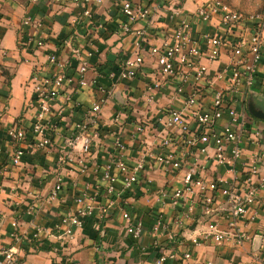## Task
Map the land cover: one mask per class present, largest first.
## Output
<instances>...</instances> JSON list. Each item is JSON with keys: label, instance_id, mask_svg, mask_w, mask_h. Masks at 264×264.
<instances>
[{"label": "built area", "instance_id": "built-area-1", "mask_svg": "<svg viewBox=\"0 0 264 264\" xmlns=\"http://www.w3.org/2000/svg\"><path fill=\"white\" fill-rule=\"evenodd\" d=\"M52 1L80 6L82 16L88 20L94 18L91 4L102 3V0ZM185 1L114 0L119 19L115 33L130 36L132 42L131 50L117 60L108 77L115 83L141 74L146 80L136 99L128 97L104 122V128L100 127L99 102L86 108L80 120H70L78 104L67 83L75 80L84 85L88 69L79 48H72L67 59L50 53L46 64L34 65L30 77L31 124H13L6 129L13 145L11 164H21L23 155L29 151L59 153L51 170L53 185L42 198L47 203L57 201L67 163L78 166L72 179L74 187L77 176L86 174L90 167L98 176V184L94 186L85 182L73 198L77 206L61 217L60 225L64 227L58 235L61 241L71 238L73 229L82 228L87 219L94 217L98 223L104 215L116 210L121 214L126 233L139 240L144 226L141 220L132 218L126 207L131 198L138 196H144L147 204L154 201L162 208L155 214L150 233L154 243L168 241L165 247L171 248H161L155 264H164L169 258L188 260L193 249L205 243H229L237 248L256 237L264 239V221L258 231H250L251 225L261 219L259 208L264 207L263 129L253 126L237 107V101L251 89L259 72L264 82V12L243 14L220 0H201L188 12L183 8ZM154 13L172 27L167 26L160 38L150 27L138 26L141 22L149 25ZM214 19L218 20L222 33L204 30L199 38L193 35L194 25H206ZM32 22L27 16L22 24ZM35 25L41 26L37 21ZM35 46L43 47L44 41L37 39ZM225 48L230 52L231 67L212 71L210 64L220 59ZM146 57L149 72L144 70ZM72 60L79 63L75 79L64 71ZM157 94L166 100L165 106H157ZM66 106H70L69 121L63 111ZM100 134L112 139V155L102 163L93 157L101 147L97 142ZM127 135L139 145L137 154L129 161L125 156ZM55 136L62 138L59 146L53 142ZM245 143L263 147L252 153L251 166L246 164ZM155 171L169 176L170 181L177 178L180 185L170 184L152 192L149 184L154 181ZM99 183L104 184L102 190ZM219 196L225 203L220 209ZM99 197L105 202H98ZM198 203L202 217L189 230L184 222L194 214ZM165 208L172 211L168 218ZM217 210L222 212L223 219L216 215ZM177 247L184 250L176 252ZM18 260L12 249L0 252V264H17Z\"/></svg>", "mask_w": 264, "mask_h": 264}, {"label": "crops", "instance_id": "crops-1", "mask_svg": "<svg viewBox=\"0 0 264 264\" xmlns=\"http://www.w3.org/2000/svg\"><path fill=\"white\" fill-rule=\"evenodd\" d=\"M200 1L186 0L183 8L188 12L193 11ZM115 9L114 0L92 3L90 10L94 18L88 20L82 16L80 6L60 5L52 0H38L34 3L31 0H0V252L6 249L15 251L19 258L17 264H155L161 248H171L165 247L168 241L154 243L150 230L155 214L162 211V208L154 201L147 204L144 196L131 198L126 205L132 218L141 220L144 226L139 240H134L126 233L121 214L116 210L104 215L98 223L94 217L87 219L82 228L73 229L71 238L61 241L58 238L64 229L60 225L61 217L69 208L77 206L73 201L74 196L85 182H90L92 186L98 184V176L93 172V167L86 174L77 176V186L74 187L72 179L78 166L74 162L67 163L58 199L47 203L42 198L53 185L54 175L51 170L59 153L38 149L26 152L19 165L14 166L10 162L13 145L6 135V129L13 124H31L33 93L30 77L35 64H46L48 54L56 53L61 59H67L71 49L77 47L86 56V83L78 85L75 80L67 83V88L73 91L74 100L78 104L70 120H80L86 108L99 102L102 105L100 127L104 128V122L111 118L113 111L128 97L136 99L145 77L139 74L135 79L115 83L108 77L117 60L131 50L132 42L130 36L120 37L115 33L119 20ZM27 16L34 22L23 25ZM151 18L149 25L141 22L138 26L150 27V31L160 38L169 23L156 13ZM35 21L40 22L41 26L37 27ZM97 24L102 27L98 28ZM193 29L196 38L204 30L210 34L223 31L217 19L206 25H194ZM39 38L44 41V46L36 48L35 41ZM231 63L230 52L225 48L220 59L210 64V68L212 71L230 68ZM78 64L72 60L64 71L75 79ZM144 70L150 71L148 57ZM157 100V106H165L166 100L160 94H157ZM237 107L249 117L253 126L263 129L264 134V82L260 72L251 89L237 101ZM69 108L66 106L63 109L68 121ZM124 141L125 156L129 161L130 157L133 159L137 154L139 145L128 135ZM53 142L59 146L62 138L55 136ZM97 142L101 147L93 153V157L100 163L109 160L112 155V139L100 134ZM243 146L246 164L251 166L252 153L263 147L257 148L247 143ZM152 175L154 181L149 184L152 192L156 193L170 184L180 185L177 178L170 181L169 176L156 171ZM100 185L102 190L104 184ZM98 200L100 203L105 202L104 198L99 197ZM218 202L221 206L218 209L225 205L221 196ZM163 211L166 218L172 213L169 208ZM200 211L201 205L198 203L194 214L185 219L184 226L189 230L202 217ZM259 212L261 219L258 224L251 225L252 233L258 231L264 221V207H260ZM216 215L223 219L220 210L216 211ZM38 228L41 229L39 232ZM177 250L182 252L184 247H177ZM207 261L214 264H264V239L256 237L251 243L237 248L229 243H205L196 246L188 260L169 258L164 264H206Z\"/></svg>", "mask_w": 264, "mask_h": 264}, {"label": "rangeland", "instance_id": "rangeland-1", "mask_svg": "<svg viewBox=\"0 0 264 264\" xmlns=\"http://www.w3.org/2000/svg\"><path fill=\"white\" fill-rule=\"evenodd\" d=\"M229 6L237 8L243 14H257L264 12V0H220ZM232 7V8H233Z\"/></svg>", "mask_w": 264, "mask_h": 264}, {"label": "trees", "instance_id": "trees-1", "mask_svg": "<svg viewBox=\"0 0 264 264\" xmlns=\"http://www.w3.org/2000/svg\"><path fill=\"white\" fill-rule=\"evenodd\" d=\"M224 3V2H223ZM226 4V3H225ZM228 5V4H227ZM229 6V5H228ZM230 8H232L233 6H229ZM232 9H234V10H237V11H239L237 8L235 9V7H233Z\"/></svg>", "mask_w": 264, "mask_h": 264}]
</instances>
